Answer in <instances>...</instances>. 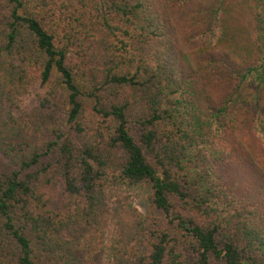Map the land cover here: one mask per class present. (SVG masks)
<instances>
[{
  "label": "trees",
  "instance_id": "trees-1",
  "mask_svg": "<svg viewBox=\"0 0 264 264\" xmlns=\"http://www.w3.org/2000/svg\"><path fill=\"white\" fill-rule=\"evenodd\" d=\"M249 1L0 0V264H264Z\"/></svg>",
  "mask_w": 264,
  "mask_h": 264
},
{
  "label": "rangeland",
  "instance_id": "rangeland-1",
  "mask_svg": "<svg viewBox=\"0 0 264 264\" xmlns=\"http://www.w3.org/2000/svg\"><path fill=\"white\" fill-rule=\"evenodd\" d=\"M228 6L236 22V32L246 33L249 31L252 7L249 0H227ZM247 26V27H246ZM145 201V198H142ZM142 207V206H141Z\"/></svg>",
  "mask_w": 264,
  "mask_h": 264
}]
</instances>
